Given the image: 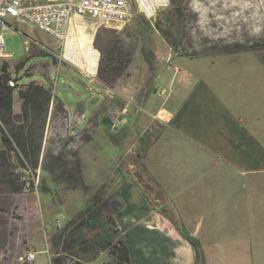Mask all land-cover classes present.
Returning <instances> with one entry per match:
<instances>
[{
    "label": "crops",
    "instance_id": "0c3cea01",
    "mask_svg": "<svg viewBox=\"0 0 264 264\" xmlns=\"http://www.w3.org/2000/svg\"><path fill=\"white\" fill-rule=\"evenodd\" d=\"M235 53L170 49L146 86L133 60L130 75L111 88V142L125 163L114 169L124 202L115 219L141 264H264V99L218 73L234 66ZM81 99L54 93L50 122L55 103L63 104L79 121L70 134L84 133L93 116ZM14 112L21 113V102ZM52 135L49 129L44 143ZM89 142L75 163L53 149L45 170L86 185L97 174L87 163H98Z\"/></svg>",
    "mask_w": 264,
    "mask_h": 264
},
{
    "label": "rangeland",
    "instance_id": "374dc122",
    "mask_svg": "<svg viewBox=\"0 0 264 264\" xmlns=\"http://www.w3.org/2000/svg\"><path fill=\"white\" fill-rule=\"evenodd\" d=\"M0 36L6 55L0 59V74L19 79L14 103L21 102L18 90L34 82L59 96L80 95L89 105L87 117L93 116L84 133L70 134L79 121L63 104L55 103L50 122L51 101L43 116L16 122L17 127L24 126L25 133L32 130L33 143L42 144L36 168L19 149L7 150L0 124V264H52L58 256L64 264H115L111 247L91 243L95 234L109 225L113 242L122 238L128 245L115 219L124 202L120 196L122 181L116 178L120 176L114 169L125 163L120 145L111 142V105L107 104L113 86L98 78L103 50L122 44L131 53L132 62L135 60V71L143 86L150 83L152 72L170 49L187 56L235 51L229 56L234 66L218 73L229 83H245L255 89L260 100L264 99V0H172L171 7L160 12L153 25L139 16L122 27H101L95 33H87L83 26L73 40L72 54L87 59L80 54L87 50L89 60L97 63L95 75L83 72L67 56L73 65L63 61L60 43L30 24L8 17L0 26ZM49 129L53 135L46 144ZM50 139L59 145L51 148ZM87 142L89 151L98 157V163H87L88 170L97 172L94 181L81 185L59 177L52 169L45 170L52 167L49 156L53 149L75 163L76 153ZM91 207L95 223L90 227L84 221ZM30 250L37 252L31 263L25 260ZM134 253L132 264H141L136 248Z\"/></svg>",
    "mask_w": 264,
    "mask_h": 264
},
{
    "label": "built area",
    "instance_id": "2783aa9c",
    "mask_svg": "<svg viewBox=\"0 0 264 264\" xmlns=\"http://www.w3.org/2000/svg\"><path fill=\"white\" fill-rule=\"evenodd\" d=\"M171 5L172 0H0V26L8 17L32 25L60 43L61 59L69 63L66 53L69 50L68 56L72 55L73 40L83 26L87 33H95L101 27H122L137 15L153 24L159 13ZM3 48L0 36V59L6 56ZM9 83L11 86L17 84L12 80ZM58 226L62 227L60 222ZM36 255L37 252L30 250L25 260L34 262Z\"/></svg>",
    "mask_w": 264,
    "mask_h": 264
},
{
    "label": "trees",
    "instance_id": "16d2710c",
    "mask_svg": "<svg viewBox=\"0 0 264 264\" xmlns=\"http://www.w3.org/2000/svg\"><path fill=\"white\" fill-rule=\"evenodd\" d=\"M103 58L100 60L98 69V78L111 87L116 81L125 76L132 62V55L124 49L120 43H115L109 49L103 50ZM10 77L7 74H0V124L2 126V142L7 147V150L13 152L19 149V153L31 162V165L36 168L37 158L39 157L42 144L33 143V132L25 133L24 126L17 127L16 122L22 120L29 121L36 119L46 114L49 110L50 103L53 99V93L43 85L37 83H29L27 87L18 90L19 99L21 101V113L14 112V92L19 87V79ZM15 81L17 84L11 86L9 81ZM9 133V134H8ZM28 138L32 142H27ZM89 218L85 220V224L92 226L94 220V208L88 209ZM90 219V220H89ZM93 220V221H91ZM110 224V223H109ZM100 228L99 225H96ZM112 228L110 225L98 231L91 243L102 244L111 247V254L115 257V264H132L131 253L124 239L120 238L116 243L113 242V236H109ZM106 232V235L103 233ZM111 238V239H110ZM196 250L198 263L204 262L205 259L200 253L196 241L190 236L186 237ZM52 264H64L62 257H54Z\"/></svg>",
    "mask_w": 264,
    "mask_h": 264
},
{
    "label": "bare ground",
    "instance_id": "6f19581e",
    "mask_svg": "<svg viewBox=\"0 0 264 264\" xmlns=\"http://www.w3.org/2000/svg\"><path fill=\"white\" fill-rule=\"evenodd\" d=\"M90 52H92V49L90 50ZM66 54H67V57L74 63V65H76L78 68H80L83 72H87V73L92 74V75L96 74L97 63H92L91 60H89L90 55H89V52L87 50H84V52L80 53L81 55L88 56L89 58H87V59H83L82 57L76 56L75 54L68 56L69 52H67ZM69 63L72 64L70 61H69ZM91 64H93V66H91Z\"/></svg>",
    "mask_w": 264,
    "mask_h": 264
},
{
    "label": "water",
    "instance_id": "95a60500",
    "mask_svg": "<svg viewBox=\"0 0 264 264\" xmlns=\"http://www.w3.org/2000/svg\"><path fill=\"white\" fill-rule=\"evenodd\" d=\"M109 123H111V121Z\"/></svg>",
    "mask_w": 264,
    "mask_h": 264
}]
</instances>
